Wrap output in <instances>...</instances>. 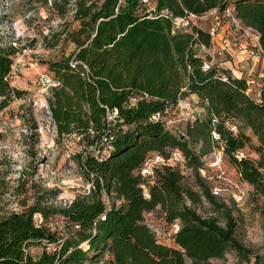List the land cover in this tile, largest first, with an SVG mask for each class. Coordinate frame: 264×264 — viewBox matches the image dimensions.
Segmentation results:
<instances>
[{"label": "trees", "instance_id": "trees-1", "mask_svg": "<svg viewBox=\"0 0 264 264\" xmlns=\"http://www.w3.org/2000/svg\"><path fill=\"white\" fill-rule=\"evenodd\" d=\"M65 1L74 3V17L80 23L73 36L77 48L71 56L49 64L61 84L49 104L58 137L76 134L85 143L88 151L79 156V163L92 191L61 209L38 204L0 220V264H87L101 256L104 264H187L188 260L205 264L223 259L230 250L250 264L249 251L235 239L233 217L226 215L221 226L188 206L215 198L200 175L201 155L191 143L212 141L215 128L241 179L264 197V78L256 100L248 93L247 81L230 69L214 65L204 72L195 47H211L210 35L204 27L173 33V20L215 9L222 14L231 8L245 27L258 32L264 56V0H153L154 10L142 0ZM161 11L169 16H161ZM16 53L12 47L0 48V112L26 95L11 84ZM73 59L89 67L90 80L71 67ZM191 95L198 96L209 118L188 123L185 138L152 121L155 114L172 112ZM102 106L117 110L118 117L110 127L113 150L98 161L93 150L107 132ZM229 123L250 130L257 145L242 130L230 132ZM248 144L260 156L258 161L237 157ZM174 150L183 153L184 170L164 167L153 178L142 177L150 157L169 158ZM186 171L195 174L199 190L188 183ZM105 193L112 199L111 207L105 203ZM157 209L168 223L179 225L176 248L161 244L145 222L146 214ZM36 215L43 217L41 224ZM54 215L66 221L63 238L47 227ZM37 244L46 249L33 257L29 250ZM51 246L53 250H48Z\"/></svg>", "mask_w": 264, "mask_h": 264}, {"label": "rangeland", "instance_id": "rangeland-1", "mask_svg": "<svg viewBox=\"0 0 264 264\" xmlns=\"http://www.w3.org/2000/svg\"><path fill=\"white\" fill-rule=\"evenodd\" d=\"M74 11V3L68 4L65 0H52V3L49 0H0V48L16 49L11 84L26 92L22 99L9 102L0 112V220L38 204L49 210L61 209L76 198L91 194L92 183L85 177L79 163V156L88 151L85 143L56 136L47 115L35 105V101L42 98L38 75L51 73L49 64L76 51L73 36L80 23L76 21ZM208 27L204 25L205 29ZM238 38L244 45L243 54L227 52L217 55L212 62L232 67V75L246 80L248 93L257 100L264 78V56L254 46L256 43L252 37L246 39L240 35ZM215 46L218 50L221 45ZM204 57L211 59L208 54ZM193 98L195 100L191 97L183 100L182 107L190 109L198 120H207L209 116L204 104ZM182 113L178 106L169 114V129L185 138L188 123L182 119ZM241 130L251 137L253 145H257L250 130L241 129L239 125L238 132ZM252 144L239 153L243 158L258 161L260 156L252 149ZM214 146L211 140L191 143V148L201 155L203 168L200 175L205 186L209 191L214 187L223 191L215 196L214 202L203 199L196 205L188 202V206L198 216L215 219L221 226L225 224L226 215L233 217L235 239L249 251L250 264H264V197L257 195L254 188L241 179L226 155L220 168L213 167ZM262 173L264 175V169ZM186 177L188 183L199 190L195 174L186 171ZM240 191L244 193V199L237 201ZM145 222L161 244L177 247L176 229L159 209L146 214ZM46 223L61 238L66 234L67 225L62 216L54 215ZM45 249L37 244L29 251L33 257H38ZM48 250H53V246ZM104 259L101 256L87 264H104ZM247 261L242 262L241 256L230 250L223 259H213L205 264H245ZM187 264L192 262L188 260Z\"/></svg>", "mask_w": 264, "mask_h": 264}, {"label": "built area", "instance_id": "built-area-1", "mask_svg": "<svg viewBox=\"0 0 264 264\" xmlns=\"http://www.w3.org/2000/svg\"><path fill=\"white\" fill-rule=\"evenodd\" d=\"M123 1L125 0H119L120 3H122ZM49 2L52 3V0H49ZM142 2L144 5L148 6L150 10L155 9V4L153 0H142ZM160 15L165 17L169 16L167 11H161ZM204 25H209L206 30L212 39V45L211 47H206L205 45L199 44L195 47V51L197 52L196 57H201L203 59L202 69L204 72L209 71L211 67L215 65L212 60L217 55L222 56L224 53L227 52H234L235 54H243L245 52L244 45H242V42H240L238 38L240 35H244L246 39L252 37V41L256 43V45L254 46L258 48L260 53H262V49L259 44L258 32H256L252 28L245 27L231 8H227L222 14H220L219 11L215 9L202 15L188 14L185 17L176 18L173 20V33H175L176 31L192 30L193 28L203 29ZM195 38H197L196 35ZM217 44L221 46L218 50H215V45ZM202 51L204 52V54H208L211 59H207L204 57V54H200V52L202 53ZM71 67L73 69H79L82 73V76L90 80V69L85 63L73 59L71 61ZM189 70L191 71L190 67ZM37 84L40 88L42 98L36 100L35 105L47 115L56 136H58L56 126L52 119L49 98L51 97L52 92L60 87V81L51 73L39 74L37 77ZM135 103L136 99H133L132 104ZM178 106L179 109H181L183 112L181 115L182 119L185 120L187 123H194L198 120L195 114L193 112H190V109L182 107V101L179 102ZM102 107L106 110L107 132L104 136H102V138L96 144L93 150V153L98 161H103V159L113 150L114 137L110 134V127L116 122V119L118 117L117 110H110L106 106ZM170 113L171 112L168 110L166 112L157 113L152 117V121L162 122L169 128L170 121L168 120V117ZM217 123L218 120L214 118L213 126L215 127ZM227 128L233 134L238 133V126L235 124L229 123L227 125ZM68 138L80 140V137H78L76 134H72ZM212 141L215 144L213 148V167L220 168L225 155V149L222 137L215 128L212 131ZM237 157L241 159L243 158V155L238 153ZM184 165L185 159L183 153L179 150H174L169 158H165L162 155L156 154L150 157L145 162L141 170V175L144 178H153L155 175V171L160 168L180 167L182 169L184 168ZM143 189L145 191V197L149 199L150 196L146 187L143 186ZM222 191L223 189L220 187H214L211 189V192L214 196L220 195ZM236 199L237 201H242L244 199V193H242L241 191L238 192ZM104 200L108 207L112 206V199L106 193L104 194ZM35 219L38 224H41L43 222V217L41 215H36ZM174 228L176 229L175 231L177 233L179 231V225H174Z\"/></svg>", "mask_w": 264, "mask_h": 264}, {"label": "crops", "instance_id": "crops-1", "mask_svg": "<svg viewBox=\"0 0 264 264\" xmlns=\"http://www.w3.org/2000/svg\"><path fill=\"white\" fill-rule=\"evenodd\" d=\"M225 68L230 69V70H233V68H232V67H229V66H226ZM190 97H191L193 100H195L193 97H196V99L199 100L198 96H196V95H191Z\"/></svg>", "mask_w": 264, "mask_h": 264}, {"label": "water", "instance_id": "water-1", "mask_svg": "<svg viewBox=\"0 0 264 264\" xmlns=\"http://www.w3.org/2000/svg\"><path fill=\"white\" fill-rule=\"evenodd\" d=\"M181 136V139H183L184 138V135H180Z\"/></svg>", "mask_w": 264, "mask_h": 264}]
</instances>
